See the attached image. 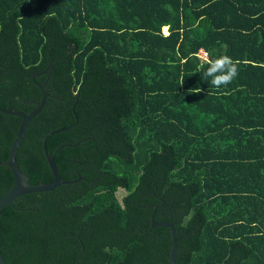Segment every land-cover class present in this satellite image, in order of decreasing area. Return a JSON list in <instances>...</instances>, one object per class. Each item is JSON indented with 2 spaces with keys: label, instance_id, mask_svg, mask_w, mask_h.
<instances>
[{
  "label": "trees",
  "instance_id": "1",
  "mask_svg": "<svg viewBox=\"0 0 264 264\" xmlns=\"http://www.w3.org/2000/svg\"><path fill=\"white\" fill-rule=\"evenodd\" d=\"M203 48L238 64L226 87ZM38 83L19 166L53 181L66 128L47 148L81 179L1 212L8 264H167L153 214L175 264H264V0H0V106L30 112ZM21 122L0 111V198Z\"/></svg>",
  "mask_w": 264,
  "mask_h": 264
},
{
  "label": "water",
  "instance_id": "2",
  "mask_svg": "<svg viewBox=\"0 0 264 264\" xmlns=\"http://www.w3.org/2000/svg\"><path fill=\"white\" fill-rule=\"evenodd\" d=\"M38 85L41 88H43V96L38 106L34 108L33 110H31L30 112H24L22 110H19L18 108H5L4 109L0 106V111L7 113V114L17 115L22 118V122L18 130V133L16 137L14 138L11 144V148L9 150V158L5 161H1V164L7 165L10 167L13 177H14V181H13L11 188L0 198V214L8 205H12L18 197L24 194L34 193V192L52 191L56 187L62 184L75 183L81 179V176L73 180L63 179L60 175L59 168L55 163L54 155L51 154V152L47 148L48 137L52 135L53 133L62 131L66 128H59V129L52 130L51 132L46 134L43 140V148L46 154V158L48 160L51 171L54 175L53 181L51 182L39 181L37 183H30L29 176L19 166V163L17 161V152H18L19 145L23 137L25 136L29 122L32 120L33 117L39 114V112L43 109L46 103V98L49 95V92L46 89H44V86L42 84L38 83ZM152 226H167L171 229L172 246H171V252H170V256L168 258L167 264H175L177 254H178V242H177V231L173 223L171 221H156L154 219V214H153L152 215ZM82 252L83 250L81 251V253ZM80 255L81 254H79V257ZM0 264H8V262L3 257L1 251H0Z\"/></svg>",
  "mask_w": 264,
  "mask_h": 264
},
{
  "label": "clouds",
  "instance_id": "3",
  "mask_svg": "<svg viewBox=\"0 0 264 264\" xmlns=\"http://www.w3.org/2000/svg\"><path fill=\"white\" fill-rule=\"evenodd\" d=\"M196 59L199 60V58ZM200 64L207 65L202 78L216 89L226 87L236 78L239 72L238 64L228 55L210 56L206 60H200ZM197 91L199 90L197 89Z\"/></svg>",
  "mask_w": 264,
  "mask_h": 264
},
{
  "label": "built area",
  "instance_id": "4",
  "mask_svg": "<svg viewBox=\"0 0 264 264\" xmlns=\"http://www.w3.org/2000/svg\"><path fill=\"white\" fill-rule=\"evenodd\" d=\"M198 55L200 57H202L203 59H208L209 55H208V51L206 49H200Z\"/></svg>",
  "mask_w": 264,
  "mask_h": 264
},
{
  "label": "rangeland",
  "instance_id": "5",
  "mask_svg": "<svg viewBox=\"0 0 264 264\" xmlns=\"http://www.w3.org/2000/svg\"><path fill=\"white\" fill-rule=\"evenodd\" d=\"M166 31H167V29L165 30V32H166ZM117 194H118L119 199L121 200L122 197L126 194V191H125L124 189L120 188V189L118 190Z\"/></svg>",
  "mask_w": 264,
  "mask_h": 264
},
{
  "label": "crops",
  "instance_id": "6",
  "mask_svg": "<svg viewBox=\"0 0 264 264\" xmlns=\"http://www.w3.org/2000/svg\"><path fill=\"white\" fill-rule=\"evenodd\" d=\"M168 29L167 27H165V30Z\"/></svg>",
  "mask_w": 264,
  "mask_h": 264
}]
</instances>
